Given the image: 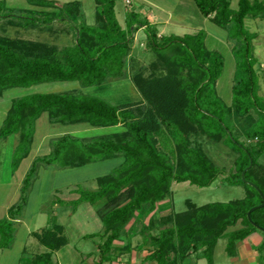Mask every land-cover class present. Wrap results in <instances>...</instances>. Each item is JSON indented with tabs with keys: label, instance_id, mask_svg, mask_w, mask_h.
<instances>
[{
	"label": "trees",
	"instance_id": "1",
	"mask_svg": "<svg viewBox=\"0 0 264 264\" xmlns=\"http://www.w3.org/2000/svg\"><path fill=\"white\" fill-rule=\"evenodd\" d=\"M27 2L29 8L11 14L3 12L7 8L0 1V25L41 26L52 31L56 23L60 27L55 35L67 37V43L56 46L0 34V95L11 88L48 82H77L82 88L103 91L108 81L124 75L126 60L131 63L136 94L121 97L115 104L77 90L35 93L11 101L0 126V140L16 137L13 170L29 155L35 123L42 114L50 124L98 129L122 125L124 129L89 139L70 134L54 138L51 151L32 161L21 182L19 202L8 209L7 218L0 220V249L10 245L14 220L26 202L27 190L40 164L77 168L119 158L117 168L95 179L94 190L78 191L75 200L66 202L73 208L82 203L95 206L102 231L89 237L98 235L102 242L94 264L107 261L113 242L123 235L129 239L116 249L119 254L140 251L149 245L143 262L154 264H181L197 252L213 264L212 253L219 239H226L225 253L234 257L237 245L255 232L262 236L257 247L261 254L264 233L254 224L264 228V206L250 213L251 221L246 214L261 204L260 193L264 197V179L258 180L253 173L255 155H264V99L257 94L252 47L255 35L245 28L244 21L264 19V0H238L234 11L228 0H193L203 17L214 15V23L226 29L234 40L231 109L215 88L222 58L205 47L202 30L182 37L158 36L156 25L135 11L126 12L123 28L116 17L115 0H94L93 25L85 22L78 1L62 5L51 0ZM140 29L146 32L147 49L157 59L143 67L131 55L133 34ZM230 113L248 122L244 137L253 144L244 145L239 140L241 134L228 125ZM200 135L212 142L222 140L238 153L236 172L225 180L229 185L244 187L245 197L198 207L188 202L186 210L161 220L167 227L157 235L149 234L152 224L142 225V217L157 209L169 194L171 183L187 182L204 188L220 174L197 141ZM250 160L252 166L248 168ZM238 222L240 228L228 230ZM137 234L141 240L132 247L130 239ZM33 236L50 252L35 255L29 264H53L51 253L67 243L63 227L58 224L42 228Z\"/></svg>",
	"mask_w": 264,
	"mask_h": 264
},
{
	"label": "rangeland",
	"instance_id": "2",
	"mask_svg": "<svg viewBox=\"0 0 264 264\" xmlns=\"http://www.w3.org/2000/svg\"><path fill=\"white\" fill-rule=\"evenodd\" d=\"M0 1H3L7 8V10L3 11L4 13L19 14L21 11L29 8L27 0ZM55 1L58 4L78 1L81 4L85 22L88 25L95 23L94 0ZM124 1L115 0L116 17L123 28L125 27L124 20L127 11L139 12L142 9L148 11L151 8L150 5L153 6L154 4V6L162 10L160 15L161 21H159L157 26L158 36L175 35L182 37L185 34H194L199 30L205 33V47L217 52L223 62L215 87L216 93L225 106L231 109V87L233 85L236 61L232 52L234 40L226 29L214 23V15H211L209 18L203 17L193 0H130V5H126ZM228 2L229 8L232 11L237 9L238 0H228ZM152 10L154 9L152 8ZM244 24L245 28L256 36L252 40V47L253 56L256 59L254 70L258 78L257 94L264 99V19L257 18L253 20L252 18H246ZM58 27L60 26L54 23L53 30L49 31L41 26L17 28L0 25V34L22 40L41 41L56 46L66 45L67 37L61 33L55 35L58 32L56 31ZM131 46V55L141 67L147 66L152 61L155 62L157 60L146 47V32L144 30H139L133 34ZM131 76V63L126 60L124 75L121 78L108 81V86L103 91H96L93 87L82 88L77 82H48L36 84L28 88H11L0 95V125L13 99L35 93H59L77 90L84 94L103 98L110 104H115L121 100V97L136 94L131 82ZM229 118L228 125L234 132L236 131L241 134L239 140L244 145L253 144L254 141L244 137L245 129L249 125L248 122L242 118H237L235 115H231V113ZM123 129L122 125L110 129H98L89 128L85 125L63 126L49 124L46 114H42L35 123L31 152L27 158L18 164L15 170L12 168V156L16 145V137L12 135L0 140V220L7 218V209L19 202L21 180L30 166L31 159L48 154L51 150L50 140L52 141L53 138L60 134H70L80 139H89L92 136L109 134ZM197 141L200 142L208 158L219 169L220 174L210 186L204 188L190 185L187 182L179 184L171 183L169 194L158 203L157 209L153 213L142 217V225L146 226L148 222L152 224L151 231H148L149 234L157 235L161 229L167 227L168 224H162L161 220L171 213H179L186 210L188 202L198 207L207 203H226L241 200L245 197L247 190L244 187L229 185L225 180L226 177H230L236 172L235 161L238 153L229 148L222 140L212 142L200 135ZM255 157L256 165L253 173L258 180H261L264 179V155H255ZM120 161L119 158H114L89 163L77 168H57L56 166L40 164L27 190L26 202L19 211L18 222L13 225L10 246L6 249H0V264H18V260L20 264H29L31 257H28L26 254L33 255L47 251L46 248L41 246L27 233L31 230L50 226L55 222L64 225L69 243L68 246L53 255V264H94L99 258V254H97L98 248L96 249V247L102 240L98 235L92 238L83 236L97 234L102 231V223L96 214L95 206L82 203L77 206L76 212L71 214L72 207L66 204V202L75 200L79 196L78 191L94 190L96 188L95 179L112 172L119 166ZM250 161L252 166V160ZM57 200L60 204L56 203ZM56 208H60L61 211L63 210V213L51 215V211H54ZM139 225L137 231L140 229ZM240 227L241 224L238 222L228 230ZM255 233L261 235L258 232ZM126 239L123 235L114 244L121 248L126 243ZM148 246H145V249ZM225 246V238L217 241L212 253L213 264H248L247 261L242 259L240 249H238L235 257H227ZM24 248L25 256H21L20 252ZM80 252L84 253L81 257L78 254ZM256 252L258 254L257 249ZM112 255L111 257H115L117 252ZM136 255V257H141V255H146V252L144 251V253ZM256 260L253 264L264 263V249L261 252V256L256 257ZM135 264H138V261ZM181 264L208 263L205 258L200 257V252H197Z\"/></svg>",
	"mask_w": 264,
	"mask_h": 264
},
{
	"label": "crops",
	"instance_id": "3",
	"mask_svg": "<svg viewBox=\"0 0 264 264\" xmlns=\"http://www.w3.org/2000/svg\"><path fill=\"white\" fill-rule=\"evenodd\" d=\"M51 1H54L55 2V4H57V5H62V4H58V2L57 1H55V0H51ZM150 7L151 8H149L148 9V11H145V9L143 10H140L138 13L142 16V17H145L146 18V20L149 22V23H151V24H155L156 25V27L158 26V23H159V21H161V19H160V15H161V13H162V10L160 9V8H158L157 6H154V4H153V6H151L150 5ZM152 8L154 9V10H152ZM254 20V19H253ZM158 29V28H157ZM140 30H142V29H140ZM139 31V30H138ZM255 35V34H254ZM256 37V36H255ZM8 110V109H7ZM6 110V111H7ZM6 114V113H5ZM5 117V116H4ZM47 118V117H46ZM4 119V118H3ZM3 121V120H2ZM47 122H48V120H47ZM2 123V122H1ZM49 123V122H48ZM50 124V123H49ZM1 126V125H0ZM60 135H63V134H60ZM59 135V136H60ZM58 137V136H57ZM56 138V137H55ZM54 139V138H53ZM42 140H46V139H42ZM33 142V141H32ZM52 141L50 140V143H51ZM32 146V145H31ZM50 149H51V147H50ZM51 151V150H50ZM30 152H31V150H30ZM30 154V153H29ZM46 155V154H45ZM28 157V156H27ZM26 157V158H27ZM35 159V157H33L32 159H31V162H30V165H31V163H32V161ZM30 167V166H29ZM29 169V168H28ZM28 171V170H27ZM26 174V173H25ZM25 176V175H24ZM24 178V177H23ZM23 180V179H22ZM22 180H21V182H22ZM21 186V185H20ZM56 203H57V201H56ZM71 206V205H70ZM11 207V206H10ZM9 207V208H10ZM72 207V206H71ZM8 208V209H9ZM77 208V207H76ZM76 208H71V211H72V213L71 214H73V213H75L76 212ZM8 209H7V212H8ZM52 212V213H51ZM50 213H51V215H55V214H59V213H63V210L61 211V209L60 208H56L54 211H51ZM7 216H8V214H7ZM18 216L16 217V219L14 220V224L15 223H17L18 222ZM54 224H58V225H61L62 227H63V230H64V234H65V236H66V232H65V227H64V225H62V224H59V223H52L50 226H46V227H41V228H38V229H36V230H31V231H28V235L29 236H31L34 240H36V238L33 236V233L34 232H39L42 228H48V227H51L52 225H54ZM90 235H92V234H90ZM85 236H89V235H84L83 237H85ZM66 238H67V236H66ZM90 238H92V237H90ZM126 243L128 242V239H129V237L128 236H126ZM102 240V239H101ZM141 240V237H140V235H137V236H135V237H133V238H131L130 239V241H131V245H132V247H134L136 244H137V242H139ZM37 241V240H36ZM38 242V241H37ZM115 242V241H114ZM114 242H113V245H112V247H113V249L110 251V253H109V257H108V260L107 261H105V262H103L102 264H104V263H109V264H135L136 263V261H138V264H154V263H151V262H143V260H144V257L147 255V253H148V247H146L147 249H145V246L140 250V251H137V250H134V249H132L130 252H121L120 254H119V252H117L116 251V249H119L120 247L119 246H117V245H115L114 244ZM242 243H241V245H240V243L237 245V248H236V255H237V251H238V249H240L241 250V257H242V259H244L245 261H247L248 262V264H253V263H255V260H256V257H260L261 256V254H257V252H256V249H257V247L259 246V244L262 242V237H261V235H259V234H257V233H252L250 236H248L246 239H244L243 241H241ZM39 243V242H38ZM68 238H67V243L65 244V246H63V247H61L60 249H58V250H56V251H54V252H52L51 253V261H52V257H53V255L54 254H56L57 252H59L61 249H63V248H65L66 246H68ZM101 243V242H100ZM99 243V244H100ZM40 244V243H39ZM99 244H97V247H96V249L98 248V245ZM41 245V244H40ZM10 246V245H9ZM8 246V247H9ZM41 246H43V245H41ZM8 247H6V248H8ZM44 248H46L45 246H43ZM5 248V249H6ZM47 249V248H46ZM144 251L146 252V255H141V257H136L137 255L136 254H141V253H144ZM50 251L47 249V251H45V252H41V253H49ZM97 252L99 253V248L97 249ZM115 252H117V255L115 256V257H111V256H113L112 254L113 253H115ZM41 253H38V254H41ZM97 253V254H98ZM20 254H21V256H25V248L24 249H22L21 250V252H20ZM78 254H80L79 256L81 257V255H83L84 253H78ZM26 255H28V257H31V259L35 256V255H37V254H33V255H29V254H26ZM235 255V256H236ZM234 256V257H235ZM230 258H233V257H230ZM257 261V260H256ZM53 263V262H52ZM18 264H20V262H19V260H18ZM26 264H28V263H26Z\"/></svg>",
	"mask_w": 264,
	"mask_h": 264
},
{
	"label": "water",
	"instance_id": "4",
	"mask_svg": "<svg viewBox=\"0 0 264 264\" xmlns=\"http://www.w3.org/2000/svg\"><path fill=\"white\" fill-rule=\"evenodd\" d=\"M250 166H251V161H250V163H249L248 168H249ZM245 170H246V169H245ZM245 170H244V171L242 172V174H241V177H242V178H243V174H244ZM250 185H252V184H250ZM260 195H261V199H262L261 204L258 205V206H256V207L251 208V209L247 212V214H246V217H247V219H248L249 221H251V220H250V213L253 212L254 210L259 209V208H262V207L264 206V197H263V195H262L261 193H260ZM254 226L257 227V229H258L259 231H261V232L264 233V228L259 227V226H256L255 224H254Z\"/></svg>",
	"mask_w": 264,
	"mask_h": 264
},
{
	"label": "built area",
	"instance_id": "5",
	"mask_svg": "<svg viewBox=\"0 0 264 264\" xmlns=\"http://www.w3.org/2000/svg\"><path fill=\"white\" fill-rule=\"evenodd\" d=\"M124 2H125L126 5H130L131 4L130 0H125Z\"/></svg>",
	"mask_w": 264,
	"mask_h": 264
}]
</instances>
